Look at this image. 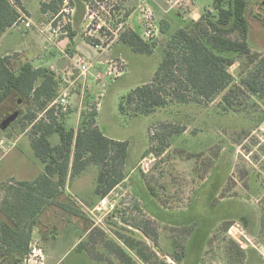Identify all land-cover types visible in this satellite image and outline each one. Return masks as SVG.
<instances>
[{"label":"rangeland","instance_id":"rangeland-1","mask_svg":"<svg viewBox=\"0 0 264 264\" xmlns=\"http://www.w3.org/2000/svg\"><path fill=\"white\" fill-rule=\"evenodd\" d=\"M22 1L34 19L41 14L40 0ZM263 1L246 0L248 43L260 53H264ZM212 9L213 0L87 2L85 23L76 29L91 50H84L87 55L79 56L91 65L86 75L80 76L73 60L69 77L76 78L75 89L68 87L63 76L57 74L59 92L55 99L66 90L69 114L57 104L54 110L68 127L74 128L78 127L81 111H95L96 124L103 133L113 139L128 140L126 178L107 195L113 208L96 211L93 208L100 200L93 207H87L84 199H74L67 188L63 194L67 193L68 199L61 194L47 205V213L39 215L38 226L44 230L47 225H54L59 233L54 242L42 243L47 264L58 260L59 264H90L86 259L77 258V250L68 251L80 234L69 227L73 224L69 222L76 221L82 222L85 228L92 227L84 237L87 249L97 250L96 256L103 259H108L110 254L116 264H264L258 250V244L264 246L259 220L264 196V147L253 134L264 123L261 100L235 99L230 107L222 101L223 91L203 102H171L149 115L122 114L119 110L123 95L150 81L167 37L194 19L195 14L198 15L194 20H198ZM148 19L156 31L151 38H144ZM162 19L169 22V29L164 33L160 31ZM73 26H67L66 35ZM126 28L156 42L155 51L134 52L118 38ZM42 52L43 65L59 55H49L47 50ZM97 56L108 62L103 65L92 59ZM19 63L14 61L12 67ZM241 68L242 60L230 66L235 80ZM80 106L81 111L77 112ZM30 109L41 116L42 111L28 99L13 94L0 107V121L13 111L27 114ZM22 118L23 122L10 123L9 129L1 130L0 139L4 143L0 149L15 145L0 159V177L8 169L17 172L20 179H32L42 171L43 164L34 155L26 132L28 122ZM173 128L181 131L169 135ZM165 143L163 150L158 151ZM92 179H77L76 192L81 198L94 196L90 191ZM73 189L75 192L76 188ZM156 206L164 222L153 215L157 212ZM145 220H149L146 225L155 231V238L143 234ZM136 224L142 225L136 228ZM124 237L133 238L138 242L137 247H144L147 262L141 261L136 251L123 242ZM121 247L127 252L124 255L122 249V257L117 253ZM125 256H130L132 261L122 263Z\"/></svg>","mask_w":264,"mask_h":264},{"label":"trees","instance_id":"trees-1","mask_svg":"<svg viewBox=\"0 0 264 264\" xmlns=\"http://www.w3.org/2000/svg\"><path fill=\"white\" fill-rule=\"evenodd\" d=\"M92 1L103 0H72L75 13L80 8L85 12L87 2ZM61 4L62 0H40L41 11L51 13L50 19ZM21 13L25 11L20 0H0V36L13 26ZM168 29L169 22L162 19L161 33ZM248 35L246 0H213L212 10L198 20L191 18L167 37L161 60L150 81L135 86L121 97L120 113L149 115L171 102H203L223 91L222 101L230 107L235 99L246 98H257L264 107V53L251 49ZM118 38L136 53L151 54L156 48V42L144 39L131 28L121 31ZM9 59L10 56L0 54V107L15 94L28 99L42 111L38 116L30 109L27 114H18L13 122H23L22 116L28 122L26 132L34 155L43 164V171L32 180L16 182L14 200L4 199L1 203V209L13 225L0 223V255L13 253L16 259L9 264H23L37 216L45 206L56 201L73 178L90 166L96 168L92 191L96 199H84L87 207H93L125 180L129 142L103 133L96 124L95 111H81L78 127H68L51 104L59 92L57 74L48 67H35L28 61L12 68ZM237 60H242V68L235 80L230 66ZM180 131L173 128L168 134ZM54 136L56 139L53 140ZM149 189L153 191L152 187ZM260 204V231H264V196ZM157 208L153 215L163 221ZM244 219L247 220L246 216ZM145 221L143 234L155 238V231L146 225L149 220ZM123 242L134 249L143 262L148 261L144 247H137L136 240L124 237ZM121 252L122 249L117 248L119 255ZM182 253L185 254L183 248ZM0 264L4 262L0 260Z\"/></svg>","mask_w":264,"mask_h":264},{"label":"crops","instance_id":"crops-1","mask_svg":"<svg viewBox=\"0 0 264 264\" xmlns=\"http://www.w3.org/2000/svg\"><path fill=\"white\" fill-rule=\"evenodd\" d=\"M42 1L47 2L48 0H42ZM20 2H21V6H22L23 10L25 11L24 14L28 15L33 20L34 25L30 28H25L24 26H21V25L11 26L10 28H8L0 36V54L10 56L9 61H10L11 67H12V64L14 61L15 62L18 61V63L28 61L32 65L34 62H38L39 63L38 65H33V66H35V67H48L49 69L53 70L56 74L60 73L63 76V80L68 83V87L75 89L76 78L73 79V78L69 77V75H71V72H70L71 64L73 63V60H75L76 57L79 56L80 54L81 55L82 54L87 55V53H84V50H89L87 47H90V45L85 41L84 37L81 36V34L76 29L78 27L81 28L84 25L85 22L83 23V20L85 18V13L82 11L81 8L79 10H77V12L75 13V16L73 17L72 23H71V26L73 24H74V26H73V28H71V31L68 33V35L60 34L57 37H53L51 39L50 38L48 39L47 36L42 32V28L45 27L47 25V23L49 22L51 13L41 11V14L36 19H34L31 15V12L24 6L23 1L20 0ZM40 9H41V7H40ZM108 47H109V45H108ZM46 50H47L49 55H53V54H54V56L56 54L57 55L59 54V55L56 58L51 59L48 64L43 65L44 63H42V62L44 61V59H43L44 54L42 51H46ZM89 51H91V50H89ZM102 51H105V49ZM14 56H15V58H14ZM16 56L19 57L20 59H18ZM45 57H46V55H45ZM101 58L102 57L97 56L95 58L93 57L92 59H95L99 63H102L103 65H105L108 62L107 59H101ZM16 67H17V65L14 68H16ZM106 67H107V65H106ZM70 99H71V97H70ZM71 103H72V101H71ZM68 105H69V101H68ZM68 108H69V106H68ZM76 110H77V112H80L81 106H80V108H78ZM68 112H69V109H68ZM2 143H4L3 139H0V145H2ZM14 145H15V143L8 145L6 149H2V150L0 149V159L4 158L6 153H9V151L12 150ZM42 171H43V166H42ZM41 172H39V173H41ZM95 174H96V168L94 166L88 167V169H86L79 176H76L75 178H73L70 181V183L68 185L69 188L66 187L67 188L66 191L76 200L80 201V199H82V200L87 199L89 201H94L96 199V196H90V197L82 196L84 198H81L77 194V192H76L78 189L77 184L79 182H76V181L79 178H81V179H84L85 177L86 178L87 177L93 178L92 179V185L90 187V191L92 192L93 186H94L93 183H94V179H95ZM35 177H33V178H35ZM32 179H20L19 174L17 172H15L13 169L11 171H9V169H8L7 172H5L4 174L1 175L0 183L4 187L0 188V223H6L10 226L13 225L12 221L7 217V215L1 209V203L4 199L11 200V201L14 200V198H15V187H17L16 182H18L20 180H32ZM73 188H76L75 192H74ZM62 197H64L65 199H68L69 195H67V193L66 194L62 193ZM83 206H84V204H83ZM46 211H47V206H45L42 209V211L39 213V215L40 214L43 215V214L47 213ZM65 213H67V211ZM51 214H53V212ZM39 215L37 216V219L35 220L32 231H31V241H30L29 248L33 244H35L38 247H40L41 250L43 251L42 243L46 240H48L49 242L50 241L54 242L56 239V236L59 233L57 232L58 229H56L54 227V225H49V226L47 225L44 228V230L39 228V226H38ZM70 221H72V220H70ZM69 223H73L69 227H72V229L76 230L77 233L80 232V234H77V236L74 238L70 247L68 248V251L71 250V252H73L72 250H77V253H78L77 258L78 259H86L90 264H116L111 259L110 254L108 256V259L107 258L103 259L101 257L96 256L97 250H93V249L89 250L85 246V244H87V241H84L85 240L84 237L86 236V233L92 229V227L85 228L84 224H82V222H80V221L69 222ZM42 234H43V236H42ZM39 245H41V246H39ZM110 249L112 250V252H114L111 246H110ZM121 249H124V248L121 247ZM123 252L126 253L124 255H127V252H125V249L123 250ZM43 253H45V252L43 251ZM121 254H122L121 255V257H122L123 253L121 252ZM45 256H46V253H45ZM45 256H44V264H47V262H46L47 257L45 259ZM24 258H25V256H24ZM24 258H23V264H25ZM15 259H16V255H14L13 253H3L0 255V260L3 261L4 264H9V262H13ZM121 261H122V263H124L126 261L127 262L129 261L128 263H130L132 261V259L130 258V256H125V258L124 259L122 258ZM59 262H60V260L54 262L53 264H59Z\"/></svg>","mask_w":264,"mask_h":264},{"label":"built area","instance_id":"built-area-1","mask_svg":"<svg viewBox=\"0 0 264 264\" xmlns=\"http://www.w3.org/2000/svg\"><path fill=\"white\" fill-rule=\"evenodd\" d=\"M76 10V6L73 4L72 0H62L61 7L59 11L49 20L47 25L42 28V32L47 36V38L51 39L53 37H57L60 34H67V26L72 23L73 16ZM149 12V9H147ZM88 19H91L89 17ZM24 26L25 28L32 27L33 20L26 14L21 13L17 18L16 22L13 26ZM154 26L151 24V19L146 20V24L144 26V38H151L154 34ZM74 64L79 70L80 76H85L88 72V69L91 64H88L82 57L78 56L74 60ZM112 72V70H111ZM51 104H57L61 108V110L65 111L68 108V100L67 93L63 91L55 101ZM255 137L258 139V143L264 147V123L261 124L256 130H254ZM110 192L108 195H110ZM113 204L109 199H107V195L102 197L99 203L93 208L96 211L106 210L107 207L113 208ZM25 264H44V253L40 247L33 244L29 252L24 258Z\"/></svg>","mask_w":264,"mask_h":264},{"label":"water","instance_id":"water-1","mask_svg":"<svg viewBox=\"0 0 264 264\" xmlns=\"http://www.w3.org/2000/svg\"><path fill=\"white\" fill-rule=\"evenodd\" d=\"M263 3H264V1H263ZM197 15L198 14H195L193 16V18L196 19ZM17 116H18V111H14V112L10 113L9 115L4 116L0 121V128L3 130L6 127H8L10 125V123H12L17 118ZM258 250L264 257V246L258 244Z\"/></svg>","mask_w":264,"mask_h":264}]
</instances>
